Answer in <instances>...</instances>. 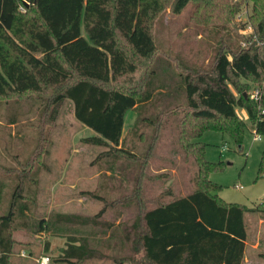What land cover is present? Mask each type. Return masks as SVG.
Wrapping results in <instances>:
<instances>
[{"label": "trees", "instance_id": "16d2710c", "mask_svg": "<svg viewBox=\"0 0 264 264\" xmlns=\"http://www.w3.org/2000/svg\"><path fill=\"white\" fill-rule=\"evenodd\" d=\"M190 1L174 0V11L181 12ZM196 1L203 9L211 3ZM241 4L231 1L229 13ZM163 7L164 0H0V97L6 98H0V109L6 107L1 117L18 131L36 129L46 140L43 124L53 125L63 103L71 100L75 116L95 131L83 140L106 148L98 154L104 157L100 189L82 191L104 201L93 216L56 212L36 220L27 215L43 141L21 162L36 165L28 176L13 178L5 169L7 178L0 180V264H11L14 232L20 229L66 236L61 255L52 257L54 264L112 258L127 245L131 255L141 253L147 264H247L245 213H264V200L247 206L220 196L222 184L211 173L223 161L209 160L196 143L192 147L186 125L190 115L239 119L236 106L241 105L255 132L264 136V15L253 32L241 36L239 46L217 53L212 75H201L183 61L176 70L170 62L161 63L153 24ZM242 77L259 82V97L251 98L243 88L239 96L234 94L229 83L240 86L237 79ZM129 109L136 115L122 138ZM259 175L264 176V149ZM111 191L116 198L109 197ZM110 200L139 207L116 244L117 224L100 220ZM82 224L111 229L104 238V255L97 248L100 232L89 238L77 230ZM123 258L127 264L133 260Z\"/></svg>", "mask_w": 264, "mask_h": 264}, {"label": "rangeland", "instance_id": "374dc122", "mask_svg": "<svg viewBox=\"0 0 264 264\" xmlns=\"http://www.w3.org/2000/svg\"><path fill=\"white\" fill-rule=\"evenodd\" d=\"M231 1L233 0H211L207 9H203L201 6L197 7L198 1L191 0L181 12H175L174 0H164V7L153 24V34L160 50L161 63L167 66L170 62L172 69L176 70L177 64H182L183 61L194 68L192 72L212 75L217 53L232 45L239 46L241 36L253 32L264 15V0H242L241 6L234 14L228 11ZM242 43L245 44L244 41ZM178 55L181 58H177ZM141 60L145 67L146 61ZM145 72L146 69H143L137 77ZM237 82L240 86L229 83L236 96L242 92L239 88H243L251 98L255 97L258 81L242 77L238 78ZM171 98H174V94ZM4 110L5 106L4 109H0V180L8 170L14 174L13 178L23 177L25 174L28 176L36 165L25 167L21 162L25 155L37 149L35 147L37 141H43L37 158L40 162L38 182L32 183L27 196L30 205L27 215L36 220L56 212L95 215L104 206V201L83 194L82 191L100 189L104 157L98 158V154L106 148L83 140L95 131L75 116L73 102L66 100L63 103L53 125L43 124L46 140L38 137L40 132L37 134L34 128L18 131V127L1 117ZM236 111L239 119H208L215 127L205 128L199 135L201 127L192 124L191 118L194 115H190L186 125L187 138L192 147L195 143L202 146L209 160L223 161L222 168L211 173L212 179L222 184L220 196L227 201L251 206L264 200V176L259 175L264 136L256 137L258 133H255L250 123L245 106H236ZM135 115L134 109L126 112L122 138L127 135ZM224 128L239 135L240 139H236ZM128 142H132V139ZM138 144L139 150L142 151L144 144L142 142ZM224 144L228 146L227 149H223ZM119 163L124 164V159L121 158ZM6 168L8 170H5ZM119 186L118 184V189L123 190ZM110 195L111 198L117 197L116 191H111ZM3 209L4 207L0 206V213ZM138 211L139 207L136 204L127 207L119 202L112 204L111 200L109 201L107 211L100 220L104 222L106 219L117 224L114 228L117 239L113 243L116 244L118 238L123 236L127 230L125 226H130ZM245 215L248 230L247 264H264V213L247 211ZM79 229L89 238L91 232H100L98 236L102 239V245H98L97 248L104 255V238H109L111 229L104 224H82L77 228ZM14 236L17 244L11 264H36V260L43 254L57 258L67 241L65 235H52L44 231L33 232L28 229L17 230ZM90 244L94 246L91 239ZM119 247L120 245L117 249ZM130 250L131 246L127 245L124 251L112 254V258H90L79 264H127L123 256L133 258L128 264H147L141 253L131 255ZM23 252L26 253L25 256L22 255ZM113 257L117 260L115 261Z\"/></svg>", "mask_w": 264, "mask_h": 264}, {"label": "crops", "instance_id": "0c3cea01", "mask_svg": "<svg viewBox=\"0 0 264 264\" xmlns=\"http://www.w3.org/2000/svg\"><path fill=\"white\" fill-rule=\"evenodd\" d=\"M208 119H210V118L192 116L191 121H192V124H194L198 127H201V129H200V132H201L205 128L215 127V125L214 124L212 125V122H209ZM216 128H218V127H216ZM199 134L200 133H198V135ZM245 260H246V263H249V259L246 256V252H245Z\"/></svg>", "mask_w": 264, "mask_h": 264}, {"label": "built area", "instance_id": "2783aa9c", "mask_svg": "<svg viewBox=\"0 0 264 264\" xmlns=\"http://www.w3.org/2000/svg\"><path fill=\"white\" fill-rule=\"evenodd\" d=\"M22 8H23V6H22ZM259 92H260L259 88H256L255 94H254L255 97H259ZM255 133H257V132H255ZM260 136H261V134H259V133L256 135V137H260ZM227 148H228V146L226 144H224L223 149H227ZM22 255L25 256L26 253L23 252ZM36 261H37V264H54L52 262V257L49 254L41 255Z\"/></svg>", "mask_w": 264, "mask_h": 264}]
</instances>
